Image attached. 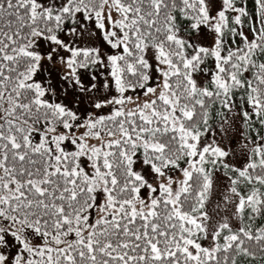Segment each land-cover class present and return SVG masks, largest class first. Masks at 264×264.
Segmentation results:
<instances>
[{"label": "snow or ice", "instance_id": "1", "mask_svg": "<svg viewBox=\"0 0 264 264\" xmlns=\"http://www.w3.org/2000/svg\"><path fill=\"white\" fill-rule=\"evenodd\" d=\"M0 264H264V0H0Z\"/></svg>", "mask_w": 264, "mask_h": 264}]
</instances>
